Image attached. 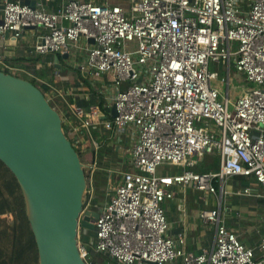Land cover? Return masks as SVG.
<instances>
[{"label": "built area", "instance_id": "1", "mask_svg": "<svg viewBox=\"0 0 264 264\" xmlns=\"http://www.w3.org/2000/svg\"><path fill=\"white\" fill-rule=\"evenodd\" d=\"M2 12V33L21 37L26 28L42 29L35 43L40 53H65L82 37L93 39L86 48L87 67L96 75H114L117 114L105 119L104 128H133L137 139L132 167L121 172L103 204L94 202L97 158L82 160L89 174L84 211L98 208L96 251L117 264H165L176 258L184 264H264V235L257 247L246 246L219 208L201 212L215 227L213 246L187 251L183 234L168 235L163 205L174 197L175 185L216 193L219 182L222 193L226 178L238 174L254 176L264 196V0H132L128 9L69 0L55 11L41 2L5 0ZM212 62L227 70L223 98ZM232 65L246 80L235 100L229 94ZM74 111L83 136L73 144L82 154L98 148L92 129L98 109ZM205 152L220 155L219 170L158 171L163 165H194ZM79 248L86 259L89 251L80 240Z\"/></svg>", "mask_w": 264, "mask_h": 264}, {"label": "crops", "instance_id": "2", "mask_svg": "<svg viewBox=\"0 0 264 264\" xmlns=\"http://www.w3.org/2000/svg\"><path fill=\"white\" fill-rule=\"evenodd\" d=\"M25 3L41 2L49 11L61 8L69 0H15ZM97 3L120 4L128 9L127 3L132 0H91ZM5 0H0V19H2ZM42 33L40 27L26 28L21 37L13 32H0V69L6 66L18 76L34 80L47 96L51 104L61 113L63 123L73 142L83 136L81 119L75 115V108L84 112L98 109V124L92 126L94 135L99 141L96 149H86L83 156L90 160L91 156L111 158L110 165H98L94 175V196L97 191L96 175L102 183H113V191L104 201L105 203L115 192L117 184L122 180V171L130 169L131 152L136 141L133 128L124 131L111 132L104 128L105 119L113 117L111 108L119 88L114 84L113 73L96 75L87 67V46L90 40L82 37L78 46H72L68 52L48 51L40 53L35 49L38 35ZM11 72V71H9ZM220 97L223 98L221 83ZM227 90V86H226ZM225 90V92H226ZM242 91L235 88L230 98L235 100ZM234 95V96H233ZM96 122V123H97ZM200 166L199 171L209 172L219 170L221 157L216 152H205L194 165L181 168L174 173L162 171L161 174H177L191 166ZM100 171L98 174L97 172ZM195 171V170H193ZM115 176V177H113ZM221 193V184L217 183V192L199 190L191 184L175 185L173 198L164 201L166 217L169 223L168 235L177 238L179 234L185 236V249L200 253L205 248L213 246L215 241V227L207 223L201 212L205 209L219 208L224 222L231 230L237 232L239 239L249 247H257L264 235V196L263 186L254 176L233 175L226 178ZM248 188L250 191L245 192ZM191 191V194L189 193ZM198 191L201 194H198ZM192 195L194 197H192ZM101 203V204H103ZM87 211V210H86ZM259 251H256L258 253ZM106 262L111 263L105 255ZM137 264V263H134ZM152 264V263H145ZM165 264H184L181 258H176Z\"/></svg>", "mask_w": 264, "mask_h": 264}, {"label": "water", "instance_id": "3", "mask_svg": "<svg viewBox=\"0 0 264 264\" xmlns=\"http://www.w3.org/2000/svg\"><path fill=\"white\" fill-rule=\"evenodd\" d=\"M111 112L117 114L115 104ZM0 160L23 190L39 264H89L79 248V228L94 229L98 211H84L88 182L80 153L44 91L2 69Z\"/></svg>", "mask_w": 264, "mask_h": 264}, {"label": "trees", "instance_id": "4", "mask_svg": "<svg viewBox=\"0 0 264 264\" xmlns=\"http://www.w3.org/2000/svg\"><path fill=\"white\" fill-rule=\"evenodd\" d=\"M11 73L15 74L14 72ZM32 81L35 83L34 80ZM63 126L66 131L65 123H63ZM66 134L68 135L67 131ZM76 149L80 153V156L83 160L82 152L79 150L78 147H76ZM110 160L111 158L99 157L98 163L100 164V166H108L110 165ZM99 172L100 171H98L97 174ZM101 178L100 176L96 175L97 191L94 196L95 203H99V188L103 184ZM87 179L89 182V174H87ZM93 209L96 210L95 207ZM9 214L11 215L9 216ZM79 229L80 241L87 247L89 251V255L86 260L93 264H103L106 261V254L102 256V258H97L93 248L87 246L89 241L93 242L95 240L96 230L87 228L83 224H80ZM0 264H39V252L37 242L33 230L31 228L30 221L28 219L27 207L23 190L14 173L1 160Z\"/></svg>", "mask_w": 264, "mask_h": 264}, {"label": "rangeland", "instance_id": "5", "mask_svg": "<svg viewBox=\"0 0 264 264\" xmlns=\"http://www.w3.org/2000/svg\"><path fill=\"white\" fill-rule=\"evenodd\" d=\"M129 5H130V4L127 3V7H128ZM232 48H233L234 50L237 48V42H233V43H232ZM210 69L218 72V79H217V80H218L219 82L222 83V84H221V87H222L223 93H225V90H226V83L224 82V77L227 76V70H226V68L223 67V64H222V63L217 64V63H215V62H212L211 65H210ZM5 71H11V72H14V71L10 70L9 68H5ZM11 72H10V73H11ZM17 73L19 74V72H17ZM17 73H16V74H17ZM230 76L233 77L232 80H231V91H234L235 88H236V89H237V88H241V87H243V86L246 85V80H245V78H244V75H243L242 73L238 72V71L236 70V68L234 67V65L231 66ZM233 96H234V95H233ZM234 99H235V98H234ZM66 131H67V129H66ZM67 133H68V132H67ZM68 135H69V133H68ZM83 160L87 162V158H85L84 156H83ZM88 161H89V160H88ZM181 168H184V167H181V166H174V165H163V166L159 167V169H161L163 172H164V171H167V172H169V173H174V172H176V171H178V170H181ZM199 169H200V166H199V165H197V166H191V170H195V171L197 170V171H199ZM113 177H115V176H113ZM113 189H114V188H113V183H112V184H109V183L107 182L106 184H102V185L100 186V188H99V200H100V201L98 200V202H99V203H103V202H101V201H102V200L104 201L106 198H108L109 195L112 193ZM189 193L191 194V191H190ZM198 194H201V192L198 191ZM192 197H194V196L192 195ZM10 215H11V214H9V216H10ZM10 218H11V217H10ZM86 232H87V231H86ZM78 239L80 240V229H79ZM94 241H95V240H94ZM94 241H93V242H92V241H89L88 244H87V246L93 248V250H94L95 253H96V257H97V258H102V256H104L105 254L102 253V252H99V251H96V250H95V244H94ZM100 260H102V259H100ZM110 261H111V263L106 262V264H117L116 262H113V260H111V259H110ZM103 264H105V262H104Z\"/></svg>", "mask_w": 264, "mask_h": 264}, {"label": "flooded vegetation", "instance_id": "6", "mask_svg": "<svg viewBox=\"0 0 264 264\" xmlns=\"http://www.w3.org/2000/svg\"><path fill=\"white\" fill-rule=\"evenodd\" d=\"M96 211H98V208H96Z\"/></svg>", "mask_w": 264, "mask_h": 264}]
</instances>
